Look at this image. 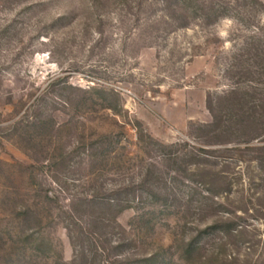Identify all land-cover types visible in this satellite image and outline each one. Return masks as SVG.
I'll return each mask as SVG.
<instances>
[{"label": "rangeland", "instance_id": "rangeland-1", "mask_svg": "<svg viewBox=\"0 0 264 264\" xmlns=\"http://www.w3.org/2000/svg\"><path fill=\"white\" fill-rule=\"evenodd\" d=\"M0 264H264V0H0Z\"/></svg>", "mask_w": 264, "mask_h": 264}]
</instances>
